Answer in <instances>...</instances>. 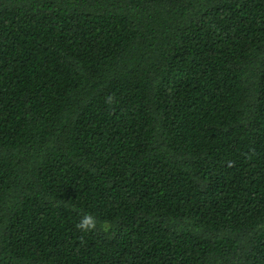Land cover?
Listing matches in <instances>:
<instances>
[{"label":"trees","instance_id":"obj_1","mask_svg":"<svg viewBox=\"0 0 264 264\" xmlns=\"http://www.w3.org/2000/svg\"><path fill=\"white\" fill-rule=\"evenodd\" d=\"M0 264H264V0H0Z\"/></svg>","mask_w":264,"mask_h":264},{"label":"clouds","instance_id":"obj_2","mask_svg":"<svg viewBox=\"0 0 264 264\" xmlns=\"http://www.w3.org/2000/svg\"><path fill=\"white\" fill-rule=\"evenodd\" d=\"M96 218L92 214H85L80 222L77 224V228L81 231L87 232L96 228ZM104 228H107V224L102 225Z\"/></svg>","mask_w":264,"mask_h":264}]
</instances>
